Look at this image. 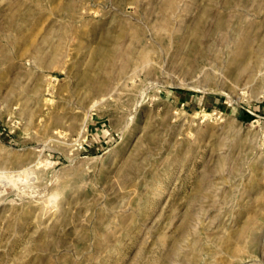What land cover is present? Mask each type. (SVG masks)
Instances as JSON below:
<instances>
[{
  "label": "rangeland",
  "instance_id": "374dc122",
  "mask_svg": "<svg viewBox=\"0 0 264 264\" xmlns=\"http://www.w3.org/2000/svg\"><path fill=\"white\" fill-rule=\"evenodd\" d=\"M0 264H264V0H0Z\"/></svg>",
  "mask_w": 264,
  "mask_h": 264
}]
</instances>
